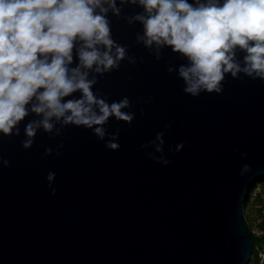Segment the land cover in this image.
<instances>
[{
	"label": "water",
	"instance_id": "water-1",
	"mask_svg": "<svg viewBox=\"0 0 264 264\" xmlns=\"http://www.w3.org/2000/svg\"><path fill=\"white\" fill-rule=\"evenodd\" d=\"M140 11L129 5L120 19L109 16L135 64L126 59L95 86L133 104L131 126L108 125L120 130L118 151L75 126L60 137L38 132L26 150L23 124L32 117L19 137L0 136V159L10 161L0 163V264H249L255 237L244 205L264 178V82L228 76L220 95H186L167 71L183 58L164 49L157 60L137 42L142 25L124 19ZM161 131L168 166L141 147ZM61 143V155L45 156ZM244 164L252 171L241 177Z\"/></svg>",
	"mask_w": 264,
	"mask_h": 264
},
{
	"label": "clouds",
	"instance_id": "clouds-1",
	"mask_svg": "<svg viewBox=\"0 0 264 264\" xmlns=\"http://www.w3.org/2000/svg\"><path fill=\"white\" fill-rule=\"evenodd\" d=\"M129 5L142 10L124 17L142 25L138 43L154 49L157 60L164 49L183 58L167 71L184 82L186 95H220L228 76L264 82V0H0V136L19 137L21 124L32 117L23 124L26 150L38 132L60 137L71 126L91 130L110 150L120 149V130L109 132L108 125L115 119L131 126L133 104L127 96L112 100L95 86L126 59L135 64L127 46L113 38L109 19H120ZM164 136L158 132L141 147L153 148L149 157L168 166ZM184 146L177 144L175 153ZM63 147H47L44 154L59 156ZM0 163L10 166L7 159ZM251 171L244 164L239 175ZM55 179L48 172L52 196Z\"/></svg>",
	"mask_w": 264,
	"mask_h": 264
},
{
	"label": "rangeland",
	"instance_id": "rangeland-1",
	"mask_svg": "<svg viewBox=\"0 0 264 264\" xmlns=\"http://www.w3.org/2000/svg\"><path fill=\"white\" fill-rule=\"evenodd\" d=\"M246 199L244 209L255 246L249 264H260L264 252V178L257 183Z\"/></svg>",
	"mask_w": 264,
	"mask_h": 264
},
{
	"label": "trees",
	"instance_id": "trees-1",
	"mask_svg": "<svg viewBox=\"0 0 264 264\" xmlns=\"http://www.w3.org/2000/svg\"><path fill=\"white\" fill-rule=\"evenodd\" d=\"M254 188H255V187L252 188L251 192L253 191ZM245 202H246V201H245Z\"/></svg>",
	"mask_w": 264,
	"mask_h": 264
}]
</instances>
